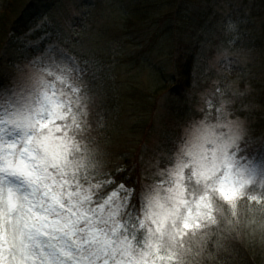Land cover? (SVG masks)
I'll list each match as a JSON object with an SVG mask.
<instances>
[{
	"label": "clouds",
	"instance_id": "9594fccd",
	"mask_svg": "<svg viewBox=\"0 0 264 264\" xmlns=\"http://www.w3.org/2000/svg\"><path fill=\"white\" fill-rule=\"evenodd\" d=\"M41 81H47L49 85H54L58 92L73 97L84 91L81 87L83 80L77 68L66 65L57 67L55 64L40 68L34 62L33 65L26 66L20 81L14 87L0 85V92L7 90L13 97H28L40 87ZM210 104L209 101L195 110H190L167 143L153 149L150 154L137 153L138 159L131 163L123 155L101 145L98 129L89 119L88 113L82 110V105L78 108L75 121L71 117L59 121L55 116H44L46 121H53V129L59 126L68 134L66 161L57 164L51 158L45 157L35 142L27 144L22 131L16 132L14 137H9L16 145L11 159L15 163L23 155L29 165H40L36 168L37 172L50 176V179L43 183H51L53 179L56 181L53 191L61 194L60 198L65 206L61 211L64 215L71 214L79 218L80 212L85 211L100 216V209H103V221L109 212H114L113 218L121 225L120 235L128 237L133 255L137 259L141 258L142 252L150 251L148 242L154 238L149 233V228L152 227L150 215L159 211L158 198L165 208L175 214V229L184 231L185 220L193 225L185 232V248L172 245L166 236L161 252L167 255V248L172 247L173 251H178L182 257L177 264H194L193 249L197 247L196 241L211 233L223 222H227L238 235L264 241V145L254 146L242 129L237 133V145L231 151L236 159V167L232 172L238 175L237 169L253 166L258 172L251 183L245 184L239 200L231 203L225 201L217 191L228 169L221 166L207 181L197 179L190 165L191 158L186 153L183 158L188 166L184 168L181 181L184 189L182 200L185 202L177 203L174 193L170 191L175 188L176 178L168 175V169L175 167L178 153L186 146L199 142V138L209 131L214 132L217 137L229 135L230 129L220 122L218 114L209 107ZM34 134L41 135L38 131ZM43 134L46 135L47 130ZM56 135L63 136L64 132ZM26 145L34 151L35 158L24 151ZM212 147L211 143L207 145L209 152ZM4 151L9 152L12 149L5 146ZM7 159L6 157L4 162H0L6 165L0 176L5 177V189H12L19 204L24 205L32 198L33 188H37L38 195L43 196L44 188L31 183L25 176L13 175L8 171ZM45 160L46 163H41ZM13 214L9 212L5 202V222L10 234L13 225L8 223V220ZM196 220H199V227L195 226ZM89 227L85 218L81 230L76 233L77 239L71 250L66 252L69 260L78 254L77 250L86 254L90 246H95L92 244ZM172 227L170 224L169 230H172ZM101 240L102 237L97 240V244Z\"/></svg>",
	"mask_w": 264,
	"mask_h": 264
},
{
	"label": "trees",
	"instance_id": "16d2710c",
	"mask_svg": "<svg viewBox=\"0 0 264 264\" xmlns=\"http://www.w3.org/2000/svg\"><path fill=\"white\" fill-rule=\"evenodd\" d=\"M42 1L0 0V63L11 42L37 26L39 13L36 10ZM124 3L125 0H87L82 7L88 6L91 12L88 16L80 14L72 27L71 38L77 39V44L74 41L73 45L65 44L67 53L82 67V110L88 113L98 130L102 125V133L106 130L107 135L115 132L117 123L124 120L123 107L131 105L134 108L131 103L138 101L137 104L141 105L138 111L146 116L155 109L156 101L168 96L179 103L168 110L166 123L178 126L194 106L190 103V95L211 86L212 71L215 70L202 71V67H206L218 47L226 52V44L221 42L225 38L221 35L229 33V21L222 18L224 0H127V6ZM246 7L248 9V4ZM251 12V19L257 17L261 21L252 19L251 25L262 28L259 36L251 32L248 38L252 37L249 42L253 44L249 49L262 61L264 0H253ZM115 22L118 24L116 27L113 26ZM217 33L220 36L216 37ZM117 43L121 49L114 56L112 48ZM203 46H206L205 52ZM237 47H230L231 51L237 52ZM162 58L167 59V65L161 64ZM157 59L159 64L152 65ZM149 62L152 66L151 80L140 85L141 70H145ZM106 63L108 66L111 63L117 65L113 69V78ZM122 69L127 76L124 81L120 80ZM202 77L206 82L200 80ZM262 93L264 95V91ZM240 114L243 119H249L254 131L264 127V115ZM253 119L260 120L262 126L256 127L257 122H252ZM149 127L146 118L145 123L138 122L131 131L145 132ZM168 140L166 138L165 142ZM205 237L203 246L193 256L194 264H264V241L238 235L227 222L221 223Z\"/></svg>",
	"mask_w": 264,
	"mask_h": 264
},
{
	"label": "snow or ice",
	"instance_id": "6c2138e0",
	"mask_svg": "<svg viewBox=\"0 0 264 264\" xmlns=\"http://www.w3.org/2000/svg\"><path fill=\"white\" fill-rule=\"evenodd\" d=\"M58 59L59 63L55 64L57 67L72 66L71 60L66 55L60 54ZM50 65L52 64L43 62L38 64L40 68ZM83 95L84 93L81 92L79 96L73 97L58 92L55 86L49 85L47 81H41L40 87L28 97L9 98L7 102L0 103V162H4L7 157L6 164L11 174L25 176L31 183L45 189L43 196H40L37 188H33L32 198L24 205H20L12 189H5V177L0 176V264H177V261L182 259L180 253L174 252L172 247H169L167 255L163 254L161 252L163 241L167 236L172 245L185 248L186 245L183 243L185 232L193 225L185 220L184 231L175 229V214L165 208L158 198L159 211L150 215L152 227L149 228V233L154 236L148 242L150 251L142 252L141 258L137 259L133 255L128 237L120 235L121 225L113 218L114 212H109L103 221H101L104 215L103 209H100V216L85 211L80 212L79 218L71 214L66 216L61 211L65 207L60 198L61 194L53 191L56 181L53 179L51 183H43L49 180L50 176L37 172L36 168L40 165H29L23 155L15 163L12 162L16 145L9 137H14L16 132L21 131L25 135L27 144L35 142L45 157L51 158L57 164L66 161L69 147L68 134L59 126L53 129V121L51 119L46 121L44 116L45 114L49 117L55 116L59 121L71 117L75 121ZM45 130H47L46 135L43 134ZM37 131L41 135H35ZM62 131L63 136L56 135ZM237 141L238 135L233 133L231 128L227 137H217L214 132L209 131L199 138V142L186 146L177 154L175 167L168 169V175L176 178L175 188L170 191L174 193L177 203L185 202L182 200L184 189L181 182L184 168L188 166L183 158L185 153L191 158L190 165L197 179L207 181L219 171L221 166L228 169L217 191L230 203L242 197L245 184L252 182L258 169L255 166L245 167L237 169L238 175L233 174L232 169L236 167V159L231 151L237 145ZM209 143L213 145L210 152L207 148ZM5 146L12 151L5 152ZM24 151L35 158L34 151H31L27 145ZM41 163H46V160ZM5 166V163H0V172L4 171ZM5 202L9 212L14 213L8 220V223L13 225L11 234L5 222ZM85 218L90 226L88 230L92 234V244L95 246H90L86 254L77 250L78 254L69 260L66 252L71 250L77 239L76 233L81 230ZM170 224L173 226L172 230H169ZM195 226L199 227V220H196ZM101 237V242L97 244V240ZM204 239L205 236L196 241L197 247L193 249V254L203 246Z\"/></svg>",
	"mask_w": 264,
	"mask_h": 264
},
{
	"label": "rangeland",
	"instance_id": "374dc122",
	"mask_svg": "<svg viewBox=\"0 0 264 264\" xmlns=\"http://www.w3.org/2000/svg\"><path fill=\"white\" fill-rule=\"evenodd\" d=\"M86 1L43 0L41 6L36 10L39 13L37 26L33 31L16 39L14 42L12 41L9 45L10 47L0 63V85L7 84L9 87H14L20 81L21 73L26 66H31L34 62L35 64H40L41 62L44 64L59 63L58 57L60 54L66 55L71 60L72 66L79 70V75L81 76L82 67L78 66L70 54L67 53L65 44L71 43L70 45H73V41L75 45L77 44L78 40L71 38L72 27L80 14L89 15L90 8L88 6L82 7ZM252 2L253 0H224L222 18L229 21V33L227 34L226 32V34L223 33L221 35L225 37V40L223 39L221 42L224 41L222 44H226L227 49L225 52L218 47V50L216 49L217 52L213 55L214 57L207 62L206 67H202V71L206 69L208 71L215 70L212 71L214 74L212 73L211 86L203 92L201 91L202 88H200L195 94L192 93L190 95V103L194 104L191 110H195L210 101L209 107L218 114L220 122L225 127L231 128V131L235 134L242 129L246 138L254 146L259 147L264 145L263 123L257 119L251 120L252 122L256 120V127L260 128L262 126L260 131H254L252 128L253 124L249 119H243L240 114L241 112H246V115L251 113L264 115V95L262 93L264 91V59L262 61L259 60L256 57L257 55L253 56L249 49L250 44H253V42H249L253 40L252 37L248 38L251 32L259 36L262 28V26L254 27L251 25L252 19H254V22H261L256 19L257 17L251 19L253 15L251 12ZM247 4L248 9L246 7ZM124 5L127 6V0H125ZM117 25L115 22L113 26L116 27ZM260 25L262 24L260 23ZM249 29L253 30L249 31ZM215 35L216 37L220 36V33ZM175 47L176 42L173 40V48ZM230 47H237L236 51L240 52H232ZM120 49L118 43L113 44L112 52L114 56L118 55ZM32 50H35V52H32ZM202 50L205 52L206 46H203ZM154 62H152V65L159 64L158 59ZM160 62L163 66L168 64L166 58H162ZM146 65V69L141 70L139 76L140 85L142 83L148 84L151 80L152 66L150 62L146 63ZM116 66V64L112 63L110 66L107 64L112 78L114 76L113 69ZM120 73L121 76L123 75L122 77L120 76V80L124 81L127 77L124 69ZM169 76H171V70H169ZM204 79L203 77L200 78L202 82H206ZM253 96L255 97L251 98ZM9 98L15 97L11 96L7 90L0 92V103L7 102ZM250 98L251 100H249ZM81 100V104H83L84 98L82 97ZM156 102L155 109L146 116L144 112L138 111V108L141 107V105L137 104L139 103L138 101L131 103L134 108H131V105H128L129 108L123 107L122 110L125 117L124 120L117 123L115 132L106 135V130L102 133V125H100L101 130H98V138L101 145L123 155L130 163L138 159L137 153L147 155L158 146H163L166 143L165 139H170L177 128V126L166 123L168 120L166 117L169 114L168 110L174 108L179 101L177 99L173 101L167 96ZM146 118L150 126L149 131H131L138 122L145 123Z\"/></svg>",
	"mask_w": 264,
	"mask_h": 264
}]
</instances>
